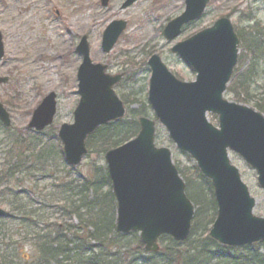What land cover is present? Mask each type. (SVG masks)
Here are the masks:
<instances>
[{
  "label": "water",
  "instance_id": "95a60500",
  "mask_svg": "<svg viewBox=\"0 0 264 264\" xmlns=\"http://www.w3.org/2000/svg\"><path fill=\"white\" fill-rule=\"evenodd\" d=\"M136 1L125 0L121 10ZM107 2L101 0V5L105 7ZM208 2L185 0L182 15L164 28L165 40H174L183 25L198 20ZM125 28L123 21H113L105 28L100 44L103 53L112 50ZM237 45L232 25L221 18L171 48L196 74L194 82L176 80L156 55L147 62L150 109L175 148L189 155L201 175L210 181L216 216L208 235L228 247L264 242V218L252 214L255 200L228 157L229 152L240 156L255 171L264 195V117L222 98L237 63ZM75 51L82 59L76 75L79 100L72 124L61 125L57 132L64 160L71 167H77L87 154L85 142L96 129L125 115L123 104L112 89L122 75L110 76L105 73L106 66L91 62L86 36L81 37ZM6 82V78H0V84ZM55 106V95L49 93L33 111L28 128L40 132L50 126ZM207 114L217 117V128L207 121ZM0 121L5 126L9 124L1 105ZM138 125L136 137L107 151L104 161L116 204L117 233H137L143 251L157 253L161 236L178 243L187 239L194 207L170 151L154 145L155 122L140 117Z\"/></svg>",
  "mask_w": 264,
  "mask_h": 264
},
{
  "label": "rangeland",
  "instance_id": "374dc122",
  "mask_svg": "<svg viewBox=\"0 0 264 264\" xmlns=\"http://www.w3.org/2000/svg\"><path fill=\"white\" fill-rule=\"evenodd\" d=\"M8 1L0 0V36L4 49L3 58L0 60V77L8 78L7 84L0 85V103L10 114V126L0 127V174L10 173L12 165L17 163L20 165L17 166L19 172L12 177L13 181L6 182V186H0L2 189L12 190L15 189V180L19 181L20 186L16 187V190L27 192L26 197L31 201H35L34 197L38 194L46 196L49 191L53 197V205L58 206L60 204L56 203L60 199L59 195L69 180L76 182L79 179L91 178L94 170L106 169L98 136L90 139L92 135L87 139L88 154L76 168H70L64 162L61 145L57 139L58 127L72 123V113L79 98L76 93V73L81 57L75 52L79 39L83 35L87 37L92 63L106 65V73L109 75L123 74L120 83L114 87L115 94L123 102L126 110L125 118L122 120L132 121L129 117L130 112L137 114L141 111H144L146 118L152 119V113L147 109L150 76L147 60L151 55H157L178 80L183 82L194 80V73L184 67L170 52V48L178 39L168 42L162 36L166 23L183 11L184 0H137L125 10L120 9L124 0H109L106 7L100 5V0H39L35 5L23 6L27 7L26 13L34 7L30 14L31 19L36 20L41 16L38 28L35 21L32 22V27L23 26L22 21L18 20L20 7L17 5L15 12L6 16V7L10 5L7 4ZM220 17L229 20L238 37V63L241 57L239 73L251 65L248 49L255 47L253 50L256 51L257 57L260 56L251 69L253 77L250 79V91L254 99L246 105L236 101L234 94L227 93L224 99L247 106L264 117V114L254 107L257 100L264 99V0H210L203 17L193 27L187 29L183 37L210 27ZM114 20L127 22V27L111 52L105 54L100 48L101 35L105 27ZM33 31L35 32L31 34ZM26 35L30 37V42L24 41ZM32 56H37L34 59L36 65L29 68L27 65ZM238 67L237 65L235 71ZM239 80L241 81V78ZM49 93L56 96V113L52 125L40 133H34L27 127L28 122L35 107ZM138 117L136 116V120ZM207 119L213 126H217L215 116L208 114ZM155 146L168 149L177 168L192 169L193 161L175 149L166 131L159 125L156 126ZM229 159L237 168L250 197L255 200L253 214L264 218V196L257 184L255 172L240 157L230 153ZM192 183L198 184L195 181ZM194 188L193 193L200 195L197 187ZM26 197L22 196V199ZM193 218L195 219V216ZM209 219L208 217L207 221ZM202 222V219L197 222L198 229L193 231L188 240L199 252L207 251V255H201L199 260L193 259L195 264H199L202 258L205 260L208 258V264L244 262L251 264L247 262L254 255L251 251L209 246L206 235L210 225L201 224ZM78 224V220L68 217L66 225L77 227ZM193 225L194 221L192 227ZM7 226V229L16 228L18 232L16 237L13 232L8 234L12 237V244L20 239L21 250L17 264H28L33 255L32 235L36 232L24 226L17 229L10 223ZM61 234L67 239L73 238L71 232ZM125 237L123 242L127 245L125 249L128 253L127 258L121 259L122 250L119 252L113 248L106 249L104 251L108 255L107 261L111 262L109 264H133L136 257L134 253L136 237L129 235ZM159 244L161 249L169 247L167 242L160 241ZM206 244L208 245L205 246ZM187 246L180 244L178 247L180 257L186 260L189 257V254L186 256ZM259 255L264 258V247L259 250ZM157 264H167L164 253L159 257ZM177 264L185 263L180 260Z\"/></svg>",
  "mask_w": 264,
  "mask_h": 264
},
{
  "label": "trees",
  "instance_id": "16d2710c",
  "mask_svg": "<svg viewBox=\"0 0 264 264\" xmlns=\"http://www.w3.org/2000/svg\"><path fill=\"white\" fill-rule=\"evenodd\" d=\"M253 49L255 47L248 49L251 65L239 73L238 70L241 69L240 57L239 67L234 72L226 91L229 94H234L235 100L245 105L254 99L250 91V79L253 77L251 69H253L257 59L260 58V56L257 57L256 51ZM239 78H241V81ZM254 107L264 114V99L257 100ZM136 116H144V111L137 114L130 112L129 117L132 121L120 120L99 128L90 139L96 136L100 138L102 153L119 146V144H123L135 137L138 132ZM188 160L190 159L188 158ZM177 169L180 177L186 183L187 196L195 206V219L193 218L194 225L191 228L190 237L193 231L198 229L196 224L200 219L203 220L201 224L206 223L208 226H211L215 217L216 206L210 182L201 176L194 165L190 170L186 168L180 169L179 167ZM193 181L198 182V184L194 185ZM194 187H197L201 192L200 195L193 193V190L196 189ZM202 189H205V191H202ZM61 192L62 194L59 195L60 199L62 197L65 198V202L61 201V204L67 207L69 217L75 216L79 224L77 227L67 225L64 229H58L54 226L52 237H48L50 234L48 236H40L39 233L33 234V255L31 256V262L28 264H109L111 262L107 261L108 255H106L104 250L112 248L119 252L122 250L123 258L121 259L125 260L128 256L125 250L127 245L123 242L126 237L119 235L115 231V203L111 194L106 169L101 168L100 171L94 170L91 178L79 179L76 182L69 180ZM208 217L210 219L207 221ZM28 230L30 229L28 228ZM61 232H71L73 238H66L65 241L64 237L66 236H63ZM129 236L136 237V251H134L136 257L133 260V264H157L162 253H164L167 264H177L180 260L185 264H195L193 259L199 260L201 255H207L206 250L199 252L196 247H193L188 242L189 237L185 242L181 243L184 246H187V242L190 244L186 250V256L189 254L187 260L180 257L181 255L178 251L180 244L174 243L168 237H161L160 239L161 242H167L169 246L161 249L160 254L143 255L145 254L143 246L137 235L130 234ZM206 241L210 244L209 246H218L208 235H206ZM262 247H264V244H257L241 250L254 253L253 257L248 259L247 262L251 264H264V258L259 255V250ZM208 260V258L206 260L202 258L199 264H208Z\"/></svg>",
  "mask_w": 264,
  "mask_h": 264
},
{
  "label": "flooded vegetation",
  "instance_id": "af4514ba",
  "mask_svg": "<svg viewBox=\"0 0 264 264\" xmlns=\"http://www.w3.org/2000/svg\"><path fill=\"white\" fill-rule=\"evenodd\" d=\"M209 2L207 4L206 8L208 7ZM206 8H205V11H206ZM184 10H185V0H184L183 11L178 16L174 17L173 19L181 16L182 13L184 12ZM205 11H204V13H205ZM204 13H203V15H204ZM203 15H202V17H203ZM221 18H226V17H220L217 20H219ZM173 19L169 20L166 23V25L170 21H172ZM200 19L183 25L180 29L178 36L173 40V41H175L178 39V41L174 45L180 44V43L188 40L189 38H191L195 34H197L199 31L195 32L194 34L192 33L186 37H183V35L186 33L187 29L193 27L195 25V23H197V21H199ZM114 21H116V20H114ZM111 22H113V21H111ZM165 26L163 27V30H164ZM163 30H162V36H163ZM83 36H85V35H83ZM163 38H164V36H163ZM168 42H171V41H168ZM1 43H2V39H1ZM2 46H3V44H2ZM174 56H176V58L183 64V66L186 67L187 69H189L192 73V70L183 62V60L179 56H177V55H174ZM171 74L174 76V78L176 80H178V78H176V75H174L173 73H171ZM121 75L123 76V74H121ZM195 76H194V79H195ZM0 78H2V77H0ZM178 81H180V80H178ZM7 82L5 84H7ZM180 82H183V81H180ZM187 83H190V82H187ZM5 104H6V102H5ZM1 106L3 107L2 104H1ZM3 109L5 110V112L8 116L9 124H8V126H5L0 121V127L1 128H3V127L8 128L10 126V116H9L10 114L4 107H3ZM27 127H28V125H27ZM17 159L18 158H16V162H17ZM18 165H20V163H17L16 165H12L10 168V173H6L3 175L0 174V185L6 186V182L13 181V178H12L13 175L19 172L17 170ZM21 167H19V168L21 169ZM14 183H15V186H14L15 189H12V190L7 189V188L2 189V187L0 186V210H2V212H3V215L0 216V264H17L16 261L18 258H20L19 257L20 250H21L20 239L18 240V242H15L14 244H12V241H11L12 237L8 236L9 233L13 232L14 237H16L18 235V232H17L16 228L7 229L8 223L17 227V229H18V227L21 228L23 226L24 227H30V229L34 230L36 233H39L40 236L41 235L48 236L50 234V236H48V237H52L54 226H56L58 229H64L67 226L66 222L68 221V217H69L67 207H65L63 204H61V201L65 202V198L62 197L61 199H59L57 201L58 203H56V204H60L61 206L60 205L54 206L52 194H50L48 191L46 196L43 197V195L38 194V196L34 197L36 200L31 201V199L29 197H26L27 192L23 193L20 189L16 190V187L20 186L19 181L15 180ZM22 196H25L26 198L22 199ZM73 217H74V219H77L75 216H73ZM62 231L64 232V230H62ZM63 236H65V235L63 234ZM64 239L66 241V237H64ZM25 261H27V258ZM29 261L31 262V257H30Z\"/></svg>",
  "mask_w": 264,
  "mask_h": 264
},
{
  "label": "bare ground",
  "instance_id": "6f19581e",
  "mask_svg": "<svg viewBox=\"0 0 264 264\" xmlns=\"http://www.w3.org/2000/svg\"><path fill=\"white\" fill-rule=\"evenodd\" d=\"M38 2H39V0H9L7 4H10V5H7L5 14H6V16L12 15L15 12V6L17 5V6L20 7V10L18 11V15H20V18L18 20L22 21L23 26L25 28L32 27V22L35 21L36 22V27L38 28L40 26L41 16H38L36 18V20L31 19V16H30L31 11L34 10V7L29 11V13H26V11H28L27 7H26L27 5H35ZM0 4H1V2H0ZM24 5H26V6L23 7ZM22 7H23V9H22ZM51 31H53L52 28H51ZM34 32L35 31H33L31 34H33ZM24 41L25 42H30V37L28 35H26L24 37ZM59 44H61V43L59 42ZM59 48H60V46H59ZM36 57L32 56L31 60L29 61L28 65H27V67L34 68V66L36 65V62H35L34 59Z\"/></svg>",
  "mask_w": 264,
  "mask_h": 264
}]
</instances>
